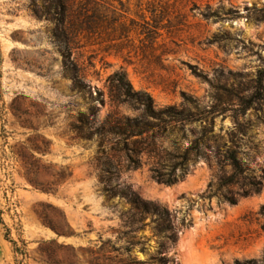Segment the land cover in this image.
I'll use <instances>...</instances> for the list:
<instances>
[{"label":"rangeland","instance_id":"rangeland-1","mask_svg":"<svg viewBox=\"0 0 264 264\" xmlns=\"http://www.w3.org/2000/svg\"><path fill=\"white\" fill-rule=\"evenodd\" d=\"M78 2L59 25L33 12L48 0H0V264L263 262L264 179L259 195L238 196L221 184L229 164L205 148L184 180L165 185L153 178L154 161L143 155L128 170L95 129L110 114L142 115L119 96L122 73L159 108H198L202 121L186 126V140L172 128L159 139L167 151L213 121L221 146L234 143L264 178V0H96L82 14ZM101 150L117 167L111 197Z\"/></svg>","mask_w":264,"mask_h":264},{"label":"trees","instance_id":"trees-1","mask_svg":"<svg viewBox=\"0 0 264 264\" xmlns=\"http://www.w3.org/2000/svg\"><path fill=\"white\" fill-rule=\"evenodd\" d=\"M49 4L44 8H33L34 14L39 18L51 19L59 25H65L66 21L71 19L74 7L78 0H48ZM85 2V3H83ZM96 3V0H79V14L86 10L83 6ZM79 10V9H78ZM204 13L205 18L214 16L215 14ZM98 15V14H97ZM88 25V26H87ZM87 29H91L86 24ZM59 39V36H55ZM65 68L72 72L74 80L78 81V76L74 74V69L70 65L65 64ZM117 83V91L123 102H128L142 111L140 117L129 118L120 116L117 113L110 114L103 124L95 129V134L103 140L114 141L115 147L111 149L114 153H121L125 157L128 170H137L141 167V157L146 155L149 160L154 161L152 168L153 178L159 183L172 185L182 181L188 175L191 166H195L201 159L207 158L206 149H212L216 156L222 157L229 164L232 172L229 176L224 177L221 181L223 187L236 186L238 188L237 195L240 197H250L259 195L263 188V179L252 176L248 167L239 159V149L232 143V147L226 144L221 146L220 137L214 133V122L211 121L209 127L202 129V134L188 143L183 149L177 148L176 152L167 151L158 141L170 130L178 129L182 133V140H186V126L188 124L200 123L199 110L194 106L193 110L185 107L170 105L159 108L155 105L153 98L145 92H136L132 89L130 83L125 79L124 74L115 76ZM114 79V80H115ZM103 104V102H102ZM248 103L244 106L239 114L245 115L248 107L252 104ZM99 109L92 110L93 118H97ZM209 115H218L224 113L222 110L212 109L207 112ZM81 122V120H80ZM209 142L215 144L214 147L209 146ZM225 151L222 153V150ZM103 155H107V162L102 170V182L105 185L104 194L108 197L115 195L112 183L116 181L117 167L111 162V158L106 151L101 150ZM120 195L129 198L130 203L138 210L148 211L149 207L141 202L138 197L130 193L129 190H121ZM232 204H235L233 198H229ZM158 209L155 207L154 211ZM162 215L169 218L170 214L167 210L162 211ZM264 217V208L261 210ZM168 227V226H167ZM166 228V227H165ZM264 232V224L262 225ZM234 264H264L253 259L245 261H235Z\"/></svg>","mask_w":264,"mask_h":264},{"label":"bare ground","instance_id":"bare-ground-1","mask_svg":"<svg viewBox=\"0 0 264 264\" xmlns=\"http://www.w3.org/2000/svg\"><path fill=\"white\" fill-rule=\"evenodd\" d=\"M196 239L197 238H195V237H192V238H190L186 243L188 244V245H190L189 247H190V251L187 253V254H185L184 256H185V259L189 262V261H191L193 258H194V251H195V245H196ZM198 241V240H197Z\"/></svg>","mask_w":264,"mask_h":264}]
</instances>
